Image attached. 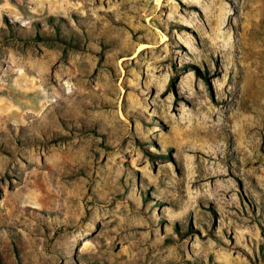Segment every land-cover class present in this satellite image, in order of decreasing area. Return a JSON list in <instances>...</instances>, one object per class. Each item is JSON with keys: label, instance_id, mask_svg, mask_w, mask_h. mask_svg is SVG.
Masks as SVG:
<instances>
[{"label": "rangeland", "instance_id": "1", "mask_svg": "<svg viewBox=\"0 0 264 264\" xmlns=\"http://www.w3.org/2000/svg\"><path fill=\"white\" fill-rule=\"evenodd\" d=\"M0 264H264V0H0Z\"/></svg>", "mask_w": 264, "mask_h": 264}]
</instances>
